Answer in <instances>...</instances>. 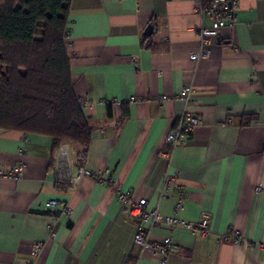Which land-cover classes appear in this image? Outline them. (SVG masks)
<instances>
[{"label": "crops", "instance_id": "crops-1", "mask_svg": "<svg viewBox=\"0 0 264 264\" xmlns=\"http://www.w3.org/2000/svg\"><path fill=\"white\" fill-rule=\"evenodd\" d=\"M206 1L71 0L65 45L92 131L83 161L77 142L70 155L108 180L58 183L50 137L0 128V166L23 165L19 178H0V264H25L34 241L44 242L35 264H159L133 242L118 191L161 215L208 217L207 236L150 230V241L172 239L166 264H264V0H237L234 24L191 61L196 30L210 26ZM182 86L192 88L187 105L176 97ZM185 112L199 123L166 157L165 135ZM167 176L182 189L163 196Z\"/></svg>", "mask_w": 264, "mask_h": 264}, {"label": "trees", "instance_id": "trees-1", "mask_svg": "<svg viewBox=\"0 0 264 264\" xmlns=\"http://www.w3.org/2000/svg\"><path fill=\"white\" fill-rule=\"evenodd\" d=\"M207 0L206 2H208ZM71 0H0V128L77 142L92 126L75 93L65 38Z\"/></svg>", "mask_w": 264, "mask_h": 264}, {"label": "built area", "instance_id": "built-area-1", "mask_svg": "<svg viewBox=\"0 0 264 264\" xmlns=\"http://www.w3.org/2000/svg\"><path fill=\"white\" fill-rule=\"evenodd\" d=\"M237 0H209L204 6L199 8L201 14H205L210 19V26H199L196 30V35L199 41L197 50L189 53L191 61H197L200 58L207 57L210 53L211 38L218 35L219 30L224 26H232L235 22L234 5ZM187 105L192 97V88L182 86L176 96ZM169 96H162V99H169ZM130 100H134L131 97ZM229 122V121H228ZM198 119L183 113L175 121L174 126L167 132L164 138L165 156L169 157L170 152L179 145L184 144V138L192 132L198 125ZM23 165H13L9 168L0 166V178L10 177L13 179L19 178L22 174ZM53 173L55 181L71 186H76L83 177H92L98 182L105 183L108 180L107 170L91 169L85 164L79 165L70 155V141L63 140L59 143L55 152ZM170 187L182 189L181 185L176 180L166 177L163 182L162 195ZM259 191V188H256ZM117 200L120 205V210L123 214L131 216L136 222V229L133 234V242L139 247L140 254L148 250L152 257L159 261V264H166L169 258L170 249L172 247V239L170 236L164 237L160 241H150V230L158 225H165L172 228H181L191 232L199 233L202 236H207L211 233L209 220L206 215L201 216L196 222H187L179 216L161 215L157 208L150 210L146 209V198H135L133 194L118 191ZM47 205L50 207L60 206L61 213H69L71 206L69 203H62L56 200H48ZM181 208L178 204L177 209ZM49 233L54 234V225L49 226ZM232 240L237 243L239 238L236 232H232ZM44 247V242L34 241L31 244L28 259L25 264H35L36 258ZM264 252V244L260 247Z\"/></svg>", "mask_w": 264, "mask_h": 264}, {"label": "water", "instance_id": "water-1", "mask_svg": "<svg viewBox=\"0 0 264 264\" xmlns=\"http://www.w3.org/2000/svg\"><path fill=\"white\" fill-rule=\"evenodd\" d=\"M151 28H152L151 24L147 25V27L145 28V33L149 34L151 31Z\"/></svg>", "mask_w": 264, "mask_h": 264}, {"label": "rangeland", "instance_id": "rangeland-1", "mask_svg": "<svg viewBox=\"0 0 264 264\" xmlns=\"http://www.w3.org/2000/svg\"><path fill=\"white\" fill-rule=\"evenodd\" d=\"M240 241V240H239Z\"/></svg>", "mask_w": 264, "mask_h": 264}]
</instances>
